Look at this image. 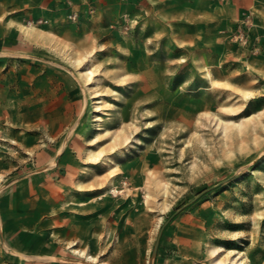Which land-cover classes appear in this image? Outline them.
Instances as JSON below:
<instances>
[{"label":"rangeland","instance_id":"374dc122","mask_svg":"<svg viewBox=\"0 0 264 264\" xmlns=\"http://www.w3.org/2000/svg\"><path fill=\"white\" fill-rule=\"evenodd\" d=\"M0 264H264V0H0Z\"/></svg>","mask_w":264,"mask_h":264},{"label":"bare ground","instance_id":"6f19581e","mask_svg":"<svg viewBox=\"0 0 264 264\" xmlns=\"http://www.w3.org/2000/svg\"><path fill=\"white\" fill-rule=\"evenodd\" d=\"M91 72V70H89L87 73Z\"/></svg>","mask_w":264,"mask_h":264}]
</instances>
